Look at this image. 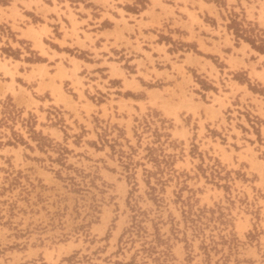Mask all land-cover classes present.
Segmentation results:
<instances>
[{
	"label": "rangeland",
	"instance_id": "rangeland-1",
	"mask_svg": "<svg viewBox=\"0 0 264 264\" xmlns=\"http://www.w3.org/2000/svg\"><path fill=\"white\" fill-rule=\"evenodd\" d=\"M164 1L191 18L197 8ZM206 1L221 8L216 18L199 9L206 28H226L223 41H208L211 51L165 34L164 58L146 45L132 53L70 49L103 64L90 75L96 83L78 79L85 96L62 84L75 101L79 92L111 109L91 111L49 103V93L23 79L47 59L18 36L30 20L6 11L24 1L0 0V264H264V111L255 110L264 70L250 76L231 55L252 71L264 66L255 48L264 47V0ZM190 54L202 63L191 65ZM237 81L250 100L224 108ZM195 100L212 108L220 101L223 110H199Z\"/></svg>",
	"mask_w": 264,
	"mask_h": 264
},
{
	"label": "crops",
	"instance_id": "crops-1",
	"mask_svg": "<svg viewBox=\"0 0 264 264\" xmlns=\"http://www.w3.org/2000/svg\"><path fill=\"white\" fill-rule=\"evenodd\" d=\"M23 1L24 7H20L18 11L15 10L13 5L7 6L6 11L14 15V20L17 22L19 19H22L21 15L24 17L22 20L25 18L30 20V22L25 21L23 22L24 25L19 26L18 36L27 40L31 48L47 59V61L33 63V67L26 69L24 72L25 76H23V79L28 83L36 81L35 88L38 89V93L50 94L51 99L48 100L49 103H55L57 99L56 105L66 107L69 110H111L109 103L106 101L95 103L89 98L81 97L79 92V101H75L63 91V82L69 80L70 85L73 84V88L77 86L82 95L85 96L84 91L77 84L78 79L86 87L89 83H86L83 79L96 83V78L90 77V75L98 74L94 70L98 66L103 65L98 62L91 63L90 61H86V59L78 58L69 51L70 49L74 51L88 50L92 53L93 51L102 50L104 47H107L109 51L112 47L118 48L120 51H123V47H126V50L132 53L131 49L147 51L145 49L146 45L148 50L158 51L159 56L164 58L169 45L166 40H159L161 34L169 35L172 39L180 38L183 41L195 40L198 47L205 50L200 46V41H202L203 47L207 46L210 48L206 51H211L213 47L208 41H215L214 35H219V40L223 41L224 30L226 31V28L222 25H219V29H217V27L208 24L209 28H206L207 23L198 14L199 9H201L203 13L207 12L215 18L216 13L221 15V8L213 1L194 0L197 3V8L194 9L192 18L185 11H182L183 14H177L173 3H168L164 0H148L145 8L137 10L126 7L128 5L133 6V1L135 0ZM228 1L232 3L236 0ZM182 2L183 0H179V4H182ZM184 3L183 5H186L185 7L192 11L187 2L186 4ZM170 6L174 9L170 10ZM21 10L25 13L23 14ZM26 11L33 12L35 16L40 17V20L33 22ZM194 17H196V20H193ZM104 21L109 22V25H102ZM175 26L179 27L183 32L176 33V30H173ZM45 38L50 39L55 45L47 43ZM98 41L99 44L97 43ZM229 41H231L230 37ZM225 45L231 46L229 42ZM92 55L87 54V56ZM231 55L232 58L236 59L235 61H243L244 64L240 63L237 68L246 67L250 76H257L255 72L262 73L264 70V66L262 68L254 66V70L252 71L244 56L235 55L234 52ZM198 57L193 56V54H190V56L186 55V58L192 61L190 64L195 66L202 63V60ZM0 63H2L1 58ZM105 63L109 65V68L105 71L113 73L115 70L112 69V62L106 61ZM83 67L88 71L82 77L79 74V70ZM208 67L209 65L206 66L207 69ZM51 68L53 69L51 70ZM39 71L43 72L42 79L38 75ZM109 77L120 76L112 74ZM232 85V88L226 90L227 96L222 98L225 104L224 108L230 105L232 110H239L236 107L244 108V104L248 103L251 94L246 85L238 81ZM220 96L222 97V95ZM210 102L195 100V105L199 110H223V106L219 105L221 104L220 101L214 102L213 108L210 107ZM262 102L263 104H255V110L264 111V100ZM40 103L42 102L40 101ZM112 108L113 110L115 109L114 105H112Z\"/></svg>",
	"mask_w": 264,
	"mask_h": 264
},
{
	"label": "trees",
	"instance_id": "trees-1",
	"mask_svg": "<svg viewBox=\"0 0 264 264\" xmlns=\"http://www.w3.org/2000/svg\"><path fill=\"white\" fill-rule=\"evenodd\" d=\"M248 40V39H247ZM253 44V42H251ZM254 45V44H253ZM255 48H257L258 50L260 51H263L264 52V47L263 46H256L255 45Z\"/></svg>",
	"mask_w": 264,
	"mask_h": 264
}]
</instances>
